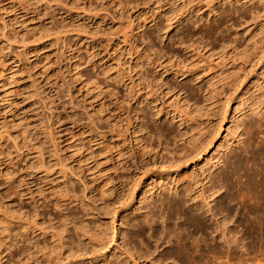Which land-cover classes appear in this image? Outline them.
<instances>
[{
	"label": "rangeland",
	"instance_id": "rangeland-1",
	"mask_svg": "<svg viewBox=\"0 0 264 264\" xmlns=\"http://www.w3.org/2000/svg\"><path fill=\"white\" fill-rule=\"evenodd\" d=\"M238 1L237 7L242 6L245 8L254 6V3L258 2V0H254L245 4V0ZM196 2L197 0H0L1 217L5 214L3 213L4 210H7L9 207H17L19 202H21L18 197L20 187H24V191L27 193L40 189L42 193L48 194L52 189L50 182L62 179L63 174H67L69 178L75 179L79 184L75 186L76 188L82 187L83 181L89 183L91 186L88 188L89 193L87 195H90L88 197H92L94 200H98L97 202L103 200L108 203L111 199L116 201L117 197H124L120 203H116V206L117 208H123L126 206L125 204H128L129 210L117 216L114 222L115 227H118L121 221L127 224V222L131 223L135 219V221L140 220L139 216L141 215L134 207L139 205L138 199L142 197V193L146 192L145 195L152 198L158 197L157 193L159 190L167 194L166 190L163 191L164 186H170V188L172 186V184L164 185L166 184L167 175L162 176L157 174V172L142 174L140 171L131 170V165L134 161L132 159L133 150L130 148L131 145H133L135 158L138 161L142 156V149L146 152V154L143 153L142 157L144 159L147 158L148 161L151 160L150 162H153L155 158L160 160L159 157L165 156L167 151L169 153L170 151L180 153L191 135H198L200 131L198 124L201 120H205L209 115L208 118L210 117L213 119V122L215 121L217 111L221 110L219 109V104L224 101L225 94L230 92L229 90L231 89L232 93H236V89L232 88V85L229 83L230 86H228L227 81L221 78L222 73L225 72L224 69H226V73L231 72V65L236 64L239 60H229L226 55L224 59L221 57L217 58V56H222L223 51L226 53L227 49L229 50L230 48H225L226 51L224 49L219 55L217 54L219 52L217 50L220 48V45L217 44L213 52L210 50V53H208L209 51L207 50H203L204 52L201 50L202 53L200 50L194 48L185 49L184 46H179L174 41L169 42L167 40L168 35L173 36L178 32L176 30L178 25L177 20L180 21L186 18L193 20L195 19L194 17L197 19L198 16V18L202 17L200 23L203 28L206 29L208 26L213 25L214 22L210 23V21L215 16L207 12V9L203 5L204 1L200 5L202 10L199 13L201 14L198 15L197 12H194L195 7H197ZM218 3V7L221 6L226 9L231 7L228 1L224 3V0H222ZM258 7H261V5ZM260 12L262 13V9H260ZM187 16L190 17L188 18ZM257 17L255 14H251L246 19L244 18L245 20L234 17L236 26L232 30L230 29V31L226 32L225 27H229L231 24V22H228L226 26L223 24L220 27L221 29H218L219 32H216L217 30L214 29L215 33L210 34L213 36L216 33L222 32L224 35L225 33L229 35L236 30L240 33L238 37L242 34V38H239L241 41L238 40L240 44L237 47L238 50L248 48L250 44H253L252 40H257V44L261 42L259 45L256 44V47H260V45L263 47L264 22H259L262 18L258 17L259 19H256ZM228 18L226 17V19ZM189 24L191 22H188L187 25L185 24L184 27L188 31L190 29L193 31L196 26L193 28V25L191 24V27ZM186 28L182 32L184 31L185 33ZM179 29H181V26ZM223 29L226 31H222ZM145 31L151 32V36L155 33L154 37L151 38L153 39L151 43L153 41L154 44H151L147 39H143L142 35L144 34L143 36H145ZM161 34L164 36L163 42L159 41V38H155ZM215 37L214 35L211 38ZM209 38L207 36L204 37V39L211 40ZM144 40L148 43H145ZM148 44L153 45V48L156 47L158 50H172L175 56H177L176 60L172 57L168 61V58L164 57L156 61L154 65L151 63L152 67L150 66L149 68L153 70L150 71V74L152 71L153 73L160 72L162 78H167V80H170V83L175 80L176 82L181 81L190 85L194 79H198L201 82L204 91L203 94L197 91L196 98L199 101V105H197V108H194L195 111H191V114L187 113L180 96L175 91L165 88L164 85L156 90L154 94L156 98L153 103L151 101L137 103L134 102V99L130 98L131 76L136 84H138V87L142 85V79H139L132 69V62L137 55L141 57L144 55L143 51L149 47ZM262 47L261 51L264 50V47ZM191 50L197 51L196 53L200 52L202 55L195 54ZM257 51L260 50L258 49ZM151 52L154 53L153 51ZM151 52L150 54H152ZM154 54L150 57H154ZM211 54L212 57L208 56ZM259 54H264V51ZM203 55L207 58H202L201 56ZM262 56L263 58L259 57L263 60L264 55ZM260 58L258 59L261 60ZM142 59L144 58L142 57ZM258 59V62L256 59V62L254 61L256 67L253 65V72H251L252 68L247 64L244 67L241 65L239 68V73L242 72L241 69L243 68L245 72L247 71L246 65L250 67L251 71L247 67L250 72L247 71L246 74L248 76L245 75L246 77H244L246 80L245 85H241L243 88L237 93L235 99L229 103L228 113H226L228 120H225L224 130L220 131L218 138L213 142L211 148L200 159L194 158L187 163V166L182 171L183 174L186 176L188 174L192 178L191 180L190 178L187 179L185 183L189 184L188 186L193 196L197 199H199V195L202 193L201 187L203 183L206 182L202 173L203 166L215 160L216 149L219 148L221 143H224L228 134V128L231 126V117H241L240 115L244 112L251 114L250 107L246 106L245 96L249 95L251 98L248 101L249 104L256 98H260L264 102V65L258 68L260 67V64H256L259 63ZM174 61L175 63H173ZM223 61H227V63ZM160 62H163L162 66L159 65ZM184 63V66L181 65L184 67V69L181 67L182 70L179 67L180 64ZM173 64H177L175 67L178 66V68L173 67V69H181L184 74L182 72L181 74H174V72H171L172 70H169V72L164 71L163 73V66L170 68L171 65L174 66ZM209 64L213 67L211 68ZM220 67L222 68L218 70ZM187 72H190V75H187ZM208 73H211V75ZM186 80L188 81L186 82ZM176 82L171 84L174 85ZM152 85L153 87L156 86L155 83ZM227 86L231 87V89L227 90ZM224 87L225 90L223 91ZM146 91L144 90L140 93L145 94ZM207 91L212 92L211 94L210 92L208 93V97L203 96ZM246 91L248 93L244 94ZM209 97L210 99L208 100ZM148 103L152 104L151 115L153 117L150 115L149 119L152 117L153 120L150 119L148 121L149 123L152 122L150 124V126L152 125L151 127L156 123L165 124V127L168 128L170 125H177L175 126L176 129L173 126L177 130L178 123L185 121L186 118L193 119L194 123L183 122L181 127L183 128L184 125L185 131H181L180 135L175 137V139L172 137L167 138L169 141L165 139L164 143L156 134L158 139H155V135L146 133L148 132L147 129L140 127L142 129L138 131V125L144 122L140 111L147 109ZM254 106L256 107L257 105ZM262 107L263 104L260 105V108ZM135 111L137 116L135 115ZM156 113L161 114L160 118ZM220 115L221 113L218 114V116ZM251 117L253 118L252 120L256 119V121H260L262 124L261 127H255L252 130L253 133L249 134L252 135L251 140H249L251 142L250 148L256 149L254 150L256 154H260L264 151V144L260 143L264 140V119L261 120L256 114H252ZM73 119L75 120L73 121ZM169 120L174 124H170ZM130 122H134L133 127L137 129L133 128L136 130L134 133L132 128L130 130ZM243 125L242 123L241 126ZM255 132L258 133L256 134ZM151 135L153 140H151ZM170 139H172L171 142ZM173 139L175 142H173ZM40 144L45 147V156L48 158L50 154V160L51 162L53 161V165L49 170L42 169L40 171L34 167L37 162L36 159L39 157L37 153L39 149L36 146ZM143 144L146 145L145 148H142ZM149 145L151 146L149 147ZM54 147L57 149H54ZM233 148L234 146L231 149ZM259 154L257 156H260V161H263V165H260L261 162L258 161L257 163L259 164H255L258 167L252 166V168L256 171L260 169L259 174L261 173V175L257 176V178L262 177L264 180V154ZM257 156L256 158H258ZM66 159L67 161H65ZM59 160H62L63 163ZM256 160H259V158ZM152 169L155 170L157 168L153 167ZM106 175L116 176L117 180H114L117 185L114 188L116 193L112 190L107 195L104 194L102 196L101 182H103ZM132 175H135L133 177L136 181L133 180ZM52 182L55 184V181ZM133 186H137V189L131 190ZM174 187L177 188V185L173 186V189ZM243 190H241V193L246 194L247 190H245L246 192H242ZM233 192H235V189L231 193ZM247 193L248 195H244L245 197L240 194L243 199H238L237 197L236 200L230 203V206L234 204V206L232 205L234 208L233 212L236 210L235 213H237V217L240 220H246L247 218V221L249 219L251 221L249 220V223H245V225L243 223L241 226L235 224V228L233 226L232 231L234 234L236 233L235 236L239 240L237 239L233 245L237 255L234 253V256L231 255L228 258L227 262L229 264H264V242H262L264 240L261 239L264 235V227L262 224L256 223L258 218L254 214L246 213L245 215L248 216L242 219L244 216L241 215L244 214L240 215V212H238L242 210V205H247L248 203L249 206V204L253 203V192L248 191ZM250 194L251 196H249ZM238 200L241 203L240 201L237 202ZM27 201L24 200L25 207L29 208L30 204ZM27 204H29V207ZM122 204L124 205L123 207ZM71 205L69 206H74ZM141 205H146L145 201L140 202ZM46 211L52 215L56 210L52 205H49L46 207ZM7 213L9 214L10 212ZM6 214L5 217L11 215V213L9 215ZM260 215L264 216V213H260ZM171 220L173 221L174 219ZM177 221L183 223V218L180 217ZM250 222L257 225L250 224ZM14 230L11 231L13 235ZM133 232L130 231V237H126L127 240L131 237L135 238L130 239V241L132 240L131 242L128 241L132 247L140 248L142 242L143 244L148 243L150 245V241L146 238V233L137 237L133 235ZM201 235L200 233L193 234L194 237ZM203 236L206 238L205 241L208 242V236L210 235ZM13 237L14 242L12 244L16 243L19 238H22L15 235ZM139 238L142 239V242ZM28 241H24L27 242L26 244L21 241L22 245L25 244L27 246ZM205 241L200 240L198 242L200 247L206 248V245H203ZM18 243L21 244L20 241ZM13 246L12 250L15 248L14 244ZM165 247L166 245H163L161 248ZM239 247L242 249L240 250ZM6 253V258H4L5 260L2 259V263L15 264V259L13 257L9 259L11 255L7 258L8 255ZM205 254H209L208 256H210L209 259L206 258L208 264L215 261L211 253L206 252ZM144 259L141 258L139 264H153L154 262H151L150 258ZM102 261L99 260V264ZM119 262L122 264V261L119 260H114L113 263ZM124 262L126 261L124 260L123 264ZM202 263L203 261L198 262V264ZM127 264H132V262L127 259ZM164 264H183V259H180V257H176L173 261L168 259L164 261Z\"/></svg>",
	"mask_w": 264,
	"mask_h": 264
},
{
	"label": "bare ground",
	"instance_id": "bare-ground-1",
	"mask_svg": "<svg viewBox=\"0 0 264 264\" xmlns=\"http://www.w3.org/2000/svg\"><path fill=\"white\" fill-rule=\"evenodd\" d=\"M202 1L205 2L203 5L207 9V12H209V14L212 16L215 17L217 16L216 18L213 17L212 21H210L211 18L209 19L210 23L214 22L213 25H210L205 29L200 23L202 17L198 18L197 16L196 19V17L192 15L195 18L193 20L187 18H186L187 20L186 19H181L180 21L177 20L178 25L176 27V30L178 32L175 33V35L173 36L168 35L167 40H169V42L174 41L176 44H179V46L181 45L184 46L185 49L194 48L200 51L207 50L209 51L208 53H210V50L213 52L215 49V45L217 44L220 45L221 48L217 50L219 51L217 52V54L219 53L221 54V52L225 48H230L229 50L227 49V51L225 49L226 53L229 54H226L223 51L222 56H217V58L221 57L222 59H224L226 55V57H228L229 60H233V61L239 60L237 61V63L235 62L236 64L231 65L232 66L231 72L226 73V69H224L225 72L222 73V78H221L222 80L225 79V81H227V84L229 83L230 85H232V88L236 89L235 90L236 93L234 94L231 92L232 89L231 87H228L230 86L228 84L227 90H229L230 88L231 90L229 91L231 93L226 91L229 94L226 93L224 101H222V103L219 104V109L221 110L217 111L215 121L213 122V119H211L210 117L208 118L209 115L207 114L208 116L205 118V120H201L198 124L200 130L198 132V135L197 136L191 135L187 144L183 146V149L180 153H177L176 151H170L169 153V151H167L165 156L162 154L163 156L159 157L160 160L155 158L154 161L152 160L153 162H150L151 160L148 161L147 158L144 159V157H142L144 155L143 153L146 154V152L143 151L142 149L145 148L147 145L146 142H144L146 145L144 144L142 145L141 149L143 153H141L142 156L138 161L137 158H135L133 145H131L130 148L133 150L132 159L134 160L131 165L132 168L131 170H134L136 172L140 171L142 174L146 172H150L152 174L153 172L154 173L157 172V174L162 176L167 175L166 177L167 180L165 182L166 184L164 185L172 184L171 188L170 186L169 187L164 186L163 191L166 190L167 194H164V192L159 190V192L157 193L158 197L152 198L151 196L147 197L145 195L146 192L142 193V197L138 199L139 205H136L134 207V209H137V211L141 215L139 216L140 220L135 221L136 220L135 219L134 221L132 220L133 222L131 223L127 222V224L121 221L118 227L117 226L115 227L114 222L117 216H119L120 213L129 210L128 204H125L126 206L122 204V207L124 206L123 208L121 207L117 208L116 206L117 205L116 203H120L121 200H123L124 198L123 196H121L122 198L117 197L116 201L114 199H111L110 201H108V203H106L103 200L97 202L98 200H94L92 197H88L90 195H87V193H89L88 188L91 186L89 183L83 181L82 187L76 188L75 186L79 184L75 181V179L69 178L67 174H63V177L60 180L58 179L52 180L55 181V184H53L52 181L50 182V185H52L51 186L52 189L48 194L42 193L40 189L27 193L24 191V187H20L18 190V197L20 198L21 202H19L17 207L16 206L9 207L7 208V210L3 209L4 210L3 213L6 214L7 212H10L11 215H9L10 213L9 214L7 213L9 216L5 217V214L2 213L3 217L5 218L1 217L0 215V264H3L2 259L6 258L5 257L6 252H7L6 254L8 255L7 258L9 257V255H11L9 259L12 257L15 259L16 262L15 264H99L98 262L99 260H103L102 263L100 262V264H115L113 263L114 260L122 261V264L123 261L125 260L126 262H124V264L125 263L127 264V259H129V261H131L132 264H139L141 258L143 259L150 258L151 262L154 261L153 264H157V263L164 264L165 260L167 261L169 259L173 261L175 260L176 257H180V259H183V264H198V262L200 261L201 262L203 261L202 264H204L207 263L206 258L209 259L210 257L208 256L209 254L208 255L205 254L206 252L211 253L212 256H214L215 258V261L211 264H229V262H227L228 258H230L231 255L234 256L233 254L235 253L233 245L237 239L239 240V238H236L235 236L236 233L234 234L232 231L233 226L235 224L237 225L239 224L241 226V224L243 223H244L243 225H245V223H249L250 220L249 218L248 221L247 218L246 220L245 219L240 220V218L237 217V213H235L236 210L235 212H233L234 204H231V206L233 205L231 207L230 203L236 200L237 197L238 199H241L242 198L241 195L243 196L248 195L247 193L248 191L253 192L252 195H254L253 197L255 199L252 197L253 203L251 205L249 204V206L248 203L247 205H242V210L238 212H240V215L244 214L241 215L244 216L242 217V219L245 218V216L246 217L248 216L245 215L246 213L254 214V216L258 218L256 223L259 225L262 224V226L264 227V216L260 215V213H264V180L262 177L257 178V176L261 175V173L259 174L260 169L257 170L258 171L257 172L255 169L253 170L252 168V166L255 167L259 164L257 162L260 161V156L258 157L257 155L259 153L257 152L258 154H256V152L254 151L256 149L250 148L251 142L249 141L252 138V135H249L253 133L252 130L255 127L258 128L262 126L260 121H256V119L252 120L253 119L251 117L252 114L258 115L261 120L264 119V102H262L260 98L254 99L253 102L249 104L248 101H250L251 98L249 97V95H246L245 96V102H247L246 106L250 107L251 114L244 112L243 114L240 115L241 117L238 116L231 117V121H230L231 126L228 128V134L224 140V143L223 144L221 143L219 145V148L216 149L217 154L216 156H214L215 160L212 162H208L203 166L202 173L204 174V178L206 182H204L201 187L202 193L199 195V199L193 196L188 186L189 184L185 183V181L190 178L189 175L187 174L188 176L187 177L185 174L182 173L183 169L187 166V163L193 160L194 158L200 159V157L205 152H207L208 149L211 148L213 142H215L216 138H218L220 131L222 129L224 130L225 120H228V115L226 113H228L227 111L229 108V103L232 100H234L237 93L241 91V89L243 88V86L241 87V85L243 84L245 85L246 80L244 79V77H246L245 75L248 76V74H246V72L249 71L248 68L250 69L251 67L252 71L251 69L250 71L253 72L254 71L253 65H255L257 59L260 58L259 56L263 58L262 55H264V54L262 55L259 54L264 51L263 50L264 46L263 47L262 45H260V47L255 46L258 42L257 40H252L253 44H250L252 46L249 45L248 48H242L238 50L237 47L240 45L238 43V40L241 41V39L239 38L242 36V34L241 36L238 37V34L240 33H238L239 31L237 32L236 30H234L233 33L231 32L232 34L229 35H227L226 33L224 35V33L222 32L218 34L216 33L214 34L216 37L211 38L214 36L211 35L214 32V29L217 30L216 32H219L218 29L223 24H225L226 26L228 22H231L229 27L224 26L227 31L225 29H223L222 31L225 30L226 32H228V30L229 31L230 29L232 30L233 27L236 26L235 24L236 20H234V17L236 19L237 18L246 19V17L250 16L251 14L252 15L255 14V16L262 18V19L260 18L261 20L259 22H264V0H258L257 3H254V6H250V7L248 6L246 8L239 5H238L239 7H237V4L239 3L238 0H224V3L225 1L226 2L228 1V3L231 4V7L227 9L222 8L221 6L218 7L219 4L218 2H221L222 0H197L196 2L197 7H195L196 9L194 10V12H197L198 15L201 14L199 12L200 10H202L201 9L202 7L200 6ZM250 1L253 2L254 0H245V4ZM198 3L200 4L198 5ZM260 5L261 7H258ZM260 9H262V13L260 12ZM226 17L229 18L226 19ZM258 17L256 19H259ZM188 22H191L193 28L196 26V28H194L195 30L193 28H192L193 31L190 29L192 32L190 30L188 31V29L184 27V25L185 24L187 25ZM180 26L181 29H179ZM183 27L184 29L185 28L187 29L185 30V33L184 31L182 32V30H184ZM144 33L145 36H143L144 34L142 35L143 39L145 40L147 39L151 43V40H153L151 38L154 37L155 33L153 34V36H151L150 34L151 32L149 33L148 31L147 32L145 31ZM206 36L207 38L210 37L209 39L211 40L204 39V37ZM163 37L164 36L161 34L155 38L157 39L159 38L160 39L159 41L163 42ZM263 37H264V33L262 39H264ZM146 42L147 41H145V43ZM151 44H148L149 47L143 51L144 55L142 54L143 55L142 57L145 60L142 59L140 55H137L136 58L134 57L135 60H133L132 62V69L138 75V78L142 79V85L141 87H138L137 86L138 84H136L135 80H133L131 76L130 98L132 100L134 99V102L137 103L142 101H146V102L151 101L153 103L156 98V95H154L156 90L164 85L165 88L175 91V93H177L178 96H180V99L183 101L184 108L186 109L187 113L191 114L192 113L191 111H195L194 108H197V105H199V101L196 98L197 91H200V93L202 94L204 91L201 82L198 79L197 80L194 79V81H192V83L188 85L185 82L184 83L181 81L176 82L174 80L173 82L176 83L172 85L173 82H171L172 83L171 84L169 82L170 80H167V78H162L160 72H157L158 73L157 74L155 72L153 73L152 71L150 74V71L153 70L149 68L150 66L152 67L151 63L154 65L156 61L164 57H166V59L168 58V61L172 57L174 59L175 58L177 59V56H175V53L172 50L170 51L167 50L164 51L162 49L158 50L156 47L153 48V45ZM247 45L245 46L247 47ZM261 47L263 48L262 49L263 51H261ZM258 49L260 51H257ZM151 51H153L155 54L152 53ZM150 52L152 54H150ZM196 52L197 51H195L194 53L201 54L200 52L199 53ZM153 54L154 57L151 58L150 56H152ZM217 54L215 53V55ZM204 56L205 55L201 57L205 58ZM208 56L212 57V54ZM262 58H260L261 60L258 59L259 63H256V64H260V67L258 68H261L264 65V59L262 60ZM210 61L213 62L212 60ZM223 62L227 63V61H223ZM173 63H175V61ZM161 64H163V62H160L159 65ZM245 64L250 66L248 67L246 65V69H247L246 72L244 71L243 68ZM176 65L174 66L169 65L170 68H167L168 66H163V73L164 71L169 72V70H172L171 72H174V74H179V73L181 74L182 70L184 69V67L182 66H184L185 63L180 64L179 68L182 67L183 68V69L181 68L182 70L173 69V67H175ZM241 65L243 66L242 67L243 69H241L242 72L239 73L240 72L239 68L241 67ZM212 67L213 66H211V68ZM175 68H178V66ZM221 68L222 67H220L218 70H220ZM187 73H188L187 75H190V72ZM211 73L208 74L211 75ZM227 78L228 80L229 78H231L229 82L228 80H226ZM187 81L188 80H186V82ZM153 83L156 84V86H154L155 88L152 85ZM144 90L145 91L147 90L145 94L140 93L141 91ZM224 90L225 87L223 91ZM209 92L210 91H207L206 93L204 92L205 95L203 96H207ZM246 93H248V91H246L244 94ZM150 98L152 99L149 100ZM209 99L210 97L208 98V100ZM261 104H263L262 108H260ZM254 105L257 106L255 107ZM151 110H152V104L148 103L147 109H142V111H140L141 116L143 117L141 118L144 120V122H142L143 124L141 123L142 126L138 125L139 127L138 131H141L142 128L147 129L148 132L146 133H151L152 135L156 134L158 137H160L159 139L161 141H164L165 139L170 137L175 139V137L180 135L181 131L182 132L185 131V126L183 125V128L181 127L183 122L185 123L186 121V122H190L191 124L194 123L193 119L186 118L185 121L183 122L180 120L181 122L178 123L177 130H175L176 129L175 126L177 125L175 126L173 125L175 127L174 129L173 126L170 125L174 123L172 121L171 123L170 120H169L170 124L169 123L168 124L172 128L170 126L169 128L165 127V124L162 125L158 123H156L153 127H151L152 125L150 126V124L152 122L150 123L148 122L150 119L153 120L152 118L153 116L151 115L152 114ZM219 113H221L220 116H218ZM135 115L137 116V113ZM150 115L152 117L149 119ZM156 115H158L159 118L161 116V114L159 115V113L158 114L156 113ZM132 116L130 117L132 118ZM74 120L75 119H73V121ZM133 123L131 122L129 123L130 130L135 128L133 127ZM242 123L244 124L243 126H241ZM140 127L142 128L140 129ZM135 129H133V133L137 130ZM156 135H155V139L157 138ZM151 140H153V137ZM171 140L172 139H170V142ZM173 142H175V140ZM260 143L264 144V140L261 141ZM150 146L151 145H149V147ZM232 146H234L233 149H231ZM36 148L39 149L37 152L39 157L36 159L37 162L34 165V167L36 169H39L40 171H42V169L49 170L50 167L53 165L52 164L53 161L51 162L50 160V154L48 158L45 156V147L42 144L37 145ZM54 149L57 148L54 147ZM163 149L165 150V148ZM260 154H264V151L261 152ZM224 155L226 156L224 157ZM256 156L259 158V160H256L258 159L256 158ZM59 161L63 163L62 160ZM65 161H67V159ZM262 162L260 163V165H263ZM153 167H156L157 169L151 170V168ZM133 176L135 177V175H132V177ZM115 179L116 176L113 177L110 175H106L104 177L103 182H101L102 183L101 190L103 191V193L101 194L102 196H104V194L107 195L109 192L114 190V188L117 186L116 182H114ZM191 179L192 178H190V180ZM175 185H177V188L174 187L173 189V186ZM132 189L136 190L137 186L136 187L133 186L131 190ZM233 189H235V192L231 193ZM241 190H243L242 192H246L245 190H247L246 194H242ZM114 193H116L115 190ZM239 196L241 197L239 198ZM249 196H251V194ZM24 200H28L27 202H29L30 207L29 204H27V206L29 208L25 207ZM142 201H145L146 205L140 206V202ZM239 201L240 200H238L237 202ZM71 204L74 206H72ZM49 205L50 206L52 205V207L56 210L54 213H52V215L48 213V211H46V207ZM69 205H71L72 207H70ZM13 214L14 216H12ZM125 216L128 217L126 214ZM180 217L183 218V223L180 222L181 224L177 221ZM11 219H13V221H11ZM171 219L174 220L172 221ZM169 220L172 223L171 222L169 223ZM250 224L253 223L250 222ZM12 227L14 228L12 229ZM13 230L15 231L14 232L15 236H20L22 238L18 237L19 238L18 241H16V243H13L15 245V248H13L12 250L11 248L14 247L12 244V242H14V237L12 238V236L14 235L11 233V231ZM130 231H134L133 235L137 237H140L141 235H144L146 233V238L148 241H150V245L148 243L143 244L142 239L139 238L143 246L140 244L142 246V247L140 246V248L132 247V245H130L129 242L132 241V240L130 241V239H135V238L131 237L129 240H127L126 238L128 236L130 237L129 235ZM195 233L197 234L200 233L205 236L210 235L208 236L209 241L207 240L208 242H206L205 241L206 238H204V236L202 237V235L199 237H194L193 234ZM261 239L264 240V235L263 237H261ZM25 240L26 241L29 240L27 246L25 245L27 243L24 242ZM200 240L205 241L203 245H206V248L200 247V244L198 243ZM19 241L21 244L18 243ZM21 241H23L25 244L22 245L23 243ZM163 245H166V247L161 248ZM198 247L200 248L198 249ZM163 251L164 253L162 254Z\"/></svg>",
	"mask_w": 264,
	"mask_h": 264
}]
</instances>
